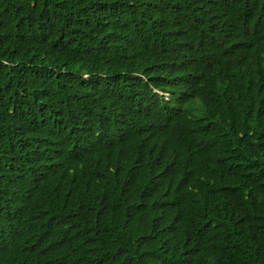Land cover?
<instances>
[{"label":"trees","instance_id":"16d2710c","mask_svg":"<svg viewBox=\"0 0 264 264\" xmlns=\"http://www.w3.org/2000/svg\"><path fill=\"white\" fill-rule=\"evenodd\" d=\"M0 264H264V0H0Z\"/></svg>","mask_w":264,"mask_h":264}]
</instances>
